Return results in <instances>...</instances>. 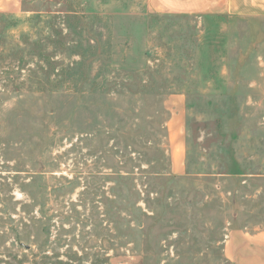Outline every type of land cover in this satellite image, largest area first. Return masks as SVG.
I'll return each instance as SVG.
<instances>
[{"label": "rangeland", "instance_id": "rangeland-1", "mask_svg": "<svg viewBox=\"0 0 264 264\" xmlns=\"http://www.w3.org/2000/svg\"><path fill=\"white\" fill-rule=\"evenodd\" d=\"M157 2L0 0V264H234L264 231V15Z\"/></svg>", "mask_w": 264, "mask_h": 264}, {"label": "crops", "instance_id": "crops-1", "mask_svg": "<svg viewBox=\"0 0 264 264\" xmlns=\"http://www.w3.org/2000/svg\"><path fill=\"white\" fill-rule=\"evenodd\" d=\"M158 4L168 11L185 13L264 15V0H160ZM175 123L174 129L170 127L171 135L180 139L182 126ZM173 160L180 157L174 155ZM225 252L234 264H264V231L252 234L231 231L225 240Z\"/></svg>", "mask_w": 264, "mask_h": 264}]
</instances>
